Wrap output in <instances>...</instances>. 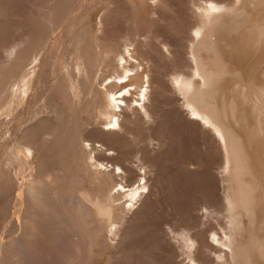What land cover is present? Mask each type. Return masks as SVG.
<instances>
[{"label": "rangeland", "instance_id": "rangeland-1", "mask_svg": "<svg viewBox=\"0 0 264 264\" xmlns=\"http://www.w3.org/2000/svg\"><path fill=\"white\" fill-rule=\"evenodd\" d=\"M216 2L224 5L223 10L211 15H205L203 12L195 11L196 8H202L204 6L205 0H0V87L2 88H0V109L2 108V111L0 110V143L2 142L0 146L5 147V144L11 139L15 142L13 143L11 140L7 144L8 146H11L12 144L16 145L17 143L19 144L21 140L24 143L27 141L30 142L32 140V136L30 135L33 134L35 135L34 137H36L34 139H37V141L46 145L51 143L50 141H53L52 139H54V127L59 130L57 132L58 134H56L57 137H60L59 132L62 133L60 130H69V128H71L72 123L75 122L74 117L76 119L75 114L81 119L84 117L82 120L79 118L82 122H80L78 118L76 119L75 124L78 122L81 126L80 127L77 124V130L79 131L80 128L82 130L88 126L85 124L86 120L92 119L91 121H95L98 119H104V112H110V107H100L98 103L100 102V98L95 95L93 90H91L93 94L89 92L90 90L88 89H91L89 88L91 86L85 85L86 83L84 84V87L86 86L84 90H86V93L88 91V93L86 95L83 94V99L81 97L80 100L82 101L81 103H79L80 101H76L78 104L75 102L73 103L74 105L72 104V97L68 95L69 92L64 86L61 89L59 88L62 87L60 84L63 83L62 80L67 73V70L69 72L73 71L72 69L77 58L75 55L76 53L74 54L73 51H75L76 42L79 41L80 38H82L80 41L83 40L82 46L80 44V48H84L80 49L82 51L81 53L85 58L88 57V60L89 57L93 59L91 52H93L95 46L97 49L98 45H100L99 47H101V49L103 47V52H105L106 47V49H109L110 51L103 55L100 54V58L98 59V63L100 64L99 71L95 68L97 67L95 61L92 63V60L90 59V64L92 66L89 65L91 68L95 66L93 67L94 70L98 71L96 76L98 79H102V81L99 79L101 84L97 81V84L100 86L99 88L102 90L112 89L117 93V96H120L119 105L115 104V106L118 107L110 108V110H112L110 114L113 113L114 109L119 113V106L122 109H126L129 105L127 107L128 109L124 110L125 113L128 114L129 120L126 125L121 128V132H119V129L118 132L117 130L115 131L117 133L107 132L105 130L106 128L103 129L104 126H101L102 128H99L100 130L96 128L94 129L93 125H91L92 127L88 126L91 129L88 130L89 133L87 132L88 128H86L85 131L89 134L87 137L89 136L91 138L88 137L90 141L87 142L90 144L92 143V147L95 146L94 148L96 149L94 152H98L97 154H99L102 163L104 165L106 164L105 166H102L104 167L103 170L105 169V171H109L113 169L115 174L120 177L124 174L122 178L125 179V184L117 188L123 192L121 195L123 201L126 202L127 200H132L133 202H136L138 199H141L137 205L139 206L140 203L142 204V202H144V207L142 206L140 212L129 220L122 219L120 216L115 217L116 219H114L117 222L115 227L117 225L119 227L117 226V229L114 228V230L115 232L121 231L117 233H113L114 231H109V229L106 228V223H104L106 218L101 216V214H98L96 209L94 211L88 206L87 213H84L83 209L81 210V205L78 206L76 203V200H78L79 197L78 192H81V189L85 187V190H87L86 192L92 194V192H88V188L89 191L91 190L90 188H92L91 191H93V188L95 189L94 186L96 181H92L90 179L91 172H89V170L87 171V168L84 170L82 167L84 166L82 165V160H80L82 159V156H79L81 155L80 153L82 150L78 147V144L76 145L78 148L74 149V146L72 151H70L71 147L67 150V147L62 141L55 150V160L57 157L63 155L61 162L64 167L62 166V169L64 170V168L67 167L62 173L55 171L54 180L55 182L60 181V184H64V186H61L58 183L61 188H63L60 196L63 202L67 201L65 202L67 209L70 211L77 209L79 211L81 210V213L83 215L85 214L84 217H86L85 220L87 222L85 225L88 227L83 233V242L80 243V246H82V244L86 245H84L85 248H82L84 246L81 247L84 251L80 247H75L74 244L69 245L71 242H66V238L64 239V237H61L58 240L59 246L62 245V242L64 245L61 252L64 257L62 256L61 262L72 264L75 259H78L77 254H80L79 256L82 257V260L79 257V264H264V124H261L264 123V109H262L264 108V101L262 100L264 99V92H262L264 91V87L262 86L264 85V54H261L264 53V0H216ZM65 8L66 10H64ZM67 8H70L73 12ZM79 9L88 11V17L81 19L79 15H76L78 14ZM69 13L71 16L68 15ZM72 14L74 15L72 16ZM64 18L66 19V22ZM69 19L70 21L68 25L67 22ZM254 20L257 21L255 22ZM79 21L81 22L78 24ZM102 21L103 23H101ZM244 21L246 23H243ZM252 22L257 24L253 23L252 26ZM240 23L244 25L246 24L247 28ZM74 24H76V29L73 26ZM236 25L239 27L237 32L230 30L234 26L236 27ZM253 27L256 29H253ZM60 28L63 30H61L63 34L60 31L57 33L58 36H55L54 34H56ZM74 30L76 32H74ZM249 33H251V35ZM59 34L61 35L59 36ZM229 34H232L231 37H235L234 39H236V37L244 38L246 37L244 35H247V42L251 41L250 43H247L248 51H246V49L243 51L247 54L243 53L241 56V65L237 64L240 67L242 66V68L234 67L237 65H232L229 61L231 58L230 55L235 52V46H232L227 42L230 37ZM44 35L48 37V39ZM73 36L76 39L79 37V39L76 41ZM59 37H61V39H59ZM104 37L106 39H104ZM68 38L74 40L71 41L68 40ZM49 39L54 41L51 43L52 48ZM259 39L261 41L263 39V41L261 42ZM70 41L72 42V45L70 46L74 49L69 46V44H71ZM239 41L240 39L235 42L239 45V43H241ZM56 42L60 43L58 44ZM110 42H113L115 45L110 46ZM260 43L261 45H259ZM38 44H40V46ZM37 45L41 48L40 50L37 49L39 48ZM251 46L255 49H249ZM91 47H93V49ZM29 48H31V50ZM47 48L49 50L48 53H46ZM68 48L69 50H66ZM34 49L38 50L41 54H43V52L48 54L46 56L48 61H51L52 59L49 67L51 72L48 75V80L50 79V81L55 83L54 87L59 90V92L57 90L58 98L56 102L59 106H56L62 110V113H60L62 119H57L58 121L56 122L53 121V125L49 121L45 122L39 120L40 125H36L37 127L34 126L36 128L33 129V131H29L28 128L25 133L24 129H26V127L29 125L33 126V124L36 123H34V121L33 123L32 121L25 123L28 125L25 126L24 124L25 127L23 126L24 129L21 131L22 124H20V122L23 123L24 120L23 115L25 114L22 112H25L26 110L27 99L22 93L12 96L14 95L13 92H16L17 82L14 83L15 86L12 87L11 85V88L4 86H6L11 80L13 81L12 77L15 76V70L18 68L19 60L21 58L20 54H23L24 52L30 53ZM63 49H65V54L62 53ZM89 50L91 51L89 52ZM50 51L53 55L52 53L50 54ZM56 51H58V53ZM39 52L36 51L35 54L37 53L38 55ZM70 52L76 57L72 56V53L70 55ZM85 52L88 53L86 54ZM117 53L122 55L121 57L125 56V58L118 59L117 56L114 63H110ZM32 54L35 55L34 53ZM54 54H56V56ZM88 54L89 56H87ZM257 54H261L260 59H257ZM95 55L98 56L97 54ZM67 56L69 59H67ZM33 57L34 56H32V59ZM255 60L257 62L256 64L254 62ZM258 61H260V63ZM111 62H113V60ZM244 66L246 68H244ZM233 68L235 69L233 70ZM238 68L240 69L238 70ZM124 69H131V71L130 73L125 74L126 71ZM54 70H56L55 73ZM111 71L114 73L111 74ZM197 71L200 72L198 73ZM252 71L255 76L257 75V82L254 83L257 86L261 84L259 88L256 87L257 89H254L255 84H253V80H250L253 76ZM205 72L208 73L206 74ZM209 72L216 76L209 75ZM232 72L234 73L232 74ZM6 73L8 75H6ZM106 73L108 74L106 75ZM179 74L191 78V81L195 80L192 82V87L190 89L185 82H180L179 84L174 85L170 83L169 76L171 75L175 77ZM205 74L206 77L207 75L210 76L211 79L207 77L209 78V81L204 77ZM108 75L112 78L110 79ZM114 75L122 76L121 80L119 78L115 79ZM239 76L241 78H239ZM235 77L237 79H235ZM5 80H7V82ZM58 80L61 82H58ZM261 86L263 88L262 90L260 89ZM3 88H6V90ZM48 89L49 86L42 87V91L45 90L44 95L46 97H43L42 94V96L34 102V106L31 105V109H29L30 112L35 109L37 110L38 108L40 109L43 100L45 101L44 103H46V98L47 100L50 99V94L47 91ZM258 89H260V92H262L261 94L263 95L260 96ZM253 90H255L256 95H259L258 97L254 95L255 92ZM95 98L97 102L94 100ZM260 98L261 100H259ZM10 100H13L12 104ZM69 101L70 103H68ZM87 101L90 103L86 105L85 103H88ZM206 101H208L210 107ZM50 102L52 103L54 101H52V99L47 101V103ZM190 102L196 107H193ZM35 103H37V107L35 106ZM94 103L97 105L95 107L97 108L96 110L94 108ZM62 104L64 106H62ZM5 107H7L8 110ZM14 108H16V110ZM193 109H198L199 113H195L197 110L194 111ZM204 109L205 111H203ZM209 109L211 110V116L208 114ZM95 111H97V115H95ZM216 111H221V113H217ZM6 112H10V115ZM200 112L202 113L201 115ZM218 114H220V116H218ZM13 115L15 117H13ZM64 116L67 121L64 119ZM10 117L12 118L10 119ZM224 117L225 120L222 121ZM21 118L22 120H19ZM206 118H208L207 120L211 123L206 121ZM63 119L66 123L68 122L67 125H64L66 123H62L65 122ZM214 120L217 122L216 125ZM259 122L261 125L258 124ZM59 123H61L62 126L64 125V128L61 127ZM255 123L259 126H256ZM218 125L219 127H217ZM228 125L231 132L226 128ZM223 127L226 128V131ZM218 128H222L223 130L221 131H224L223 133H225V137L228 135L229 138H225L224 140V135L221 131H218ZM249 128L252 130L250 129L247 131ZM232 130H234V132ZM16 132L18 134H16ZM235 132L238 137H236ZM107 133L109 135H107ZM15 135H17V137ZM239 136L242 138L241 141ZM252 137H254L255 140L251 139ZM248 139L250 140L248 141ZM226 142H228L229 145L225 148V145L228 144ZM234 142L237 144H234ZM230 143L236 147H231ZM2 147H0V153L5 151L3 156L4 154L6 156L7 153L10 154L12 151L9 150L12 147H6L9 152ZM230 147L232 148L230 150L231 152H229ZM88 148L90 147L88 146ZM60 149L62 152H60ZM233 149L236 151L233 152ZM77 151L80 152L78 153ZM237 151L240 153L243 152L242 155L237 154L239 153ZM59 152L61 154H59ZM72 153L73 155H71ZM84 153L85 152L82 154ZM95 153L92 156H97ZM64 154L67 155L64 156ZM3 158L2 160L0 159V164L2 165H0L2 172L0 173V178H4L5 180H0V188L2 187V190L0 189V194L4 195L2 191L5 192L6 189L7 195L5 194V197L0 195V239L2 240H0V245L5 242V244L9 245L10 251L7 250L2 254L1 258L4 260L2 259L1 261L2 264H15V262H19L20 264H38V262H41L42 259H44L46 254L45 256L43 255V257L39 256L40 254L35 255L38 262H34L33 259L31 260V257H27L28 254L23 253L22 248L20 249L21 246L18 243V246H16L17 244L14 240L15 237H18V230L15 227L17 222L14 221L15 223H10L11 216L7 214H11L12 211L14 212L17 208L15 205V192L13 191H15L14 189L18 184V181H15L12 177L14 176L13 170H16L14 172L17 174L20 171V167L15 164H6L4 161L5 159ZM63 161H65V164L68 163L65 165ZM76 161L78 164H81L78 165L75 163ZM117 163H119L121 167ZM114 164L117 166L115 167ZM9 165L11 169L8 167ZM6 167H8L9 170ZM76 167H79V169ZM123 167H125V169L129 167V169L124 170ZM2 168L4 170H2ZM16 168H19V171ZM23 170L25 171L23 172ZM23 170L21 168V171L19 172L20 175L19 173L17 174L18 178H20V182H22L26 176L28 177V170L24 168ZM3 171H7V173L9 172V174L4 173ZM125 171L127 172L125 173ZM74 173H76V175ZM5 174L9 176L6 178ZM63 174L67 177L65 175L63 176ZM86 175L87 177H85ZM84 177L85 179L87 178L86 183ZM62 180L65 183H63ZM89 180H91V182H89ZM81 181H84L83 183H85V185H82ZM132 181H134V183ZM3 184H5V188H3ZM73 195L75 197H73ZM124 196L126 199H124ZM246 196L248 202L247 199H245L246 202L239 199L246 198ZM71 197H73V200H71ZM69 200L70 202H68ZM71 201H75L73 203V205H75L74 209ZM240 201L243 203L241 204ZM244 202L248 203L249 206H246ZM69 203L72 205V207H70L71 209L68 206L70 205ZM129 204L131 203H127V205ZM65 206L64 208L66 209ZM136 206L134 207L136 208ZM245 207L247 208V211L244 209ZM16 211L17 210H15V212ZM86 214L88 215L86 216ZM97 214L98 216H96ZM13 220H16V218ZM128 221H130V225L128 224ZM95 236L97 239L94 238ZM61 240L62 242H60ZM70 246H73L74 248L72 249L71 247L70 250ZM33 247H35V245H33ZM34 249L37 248L35 247ZM47 257L48 256H46V258ZM65 257L69 263H66L67 261L65 260ZM75 262H73V264L77 263Z\"/></svg>", "mask_w": 264, "mask_h": 264}, {"label": "bare ground", "instance_id": "bare-ground-1", "mask_svg": "<svg viewBox=\"0 0 264 264\" xmlns=\"http://www.w3.org/2000/svg\"><path fill=\"white\" fill-rule=\"evenodd\" d=\"M162 2V1H161ZM121 3V2H120ZM156 3V2H155ZM154 4V3H153ZM226 5V4H225ZM110 6V5H109ZM77 8V7H76ZM68 9V8H67ZM70 9V8H69ZM68 9V10H69ZM74 9V8H73ZM63 10V9H62ZM64 10H66V8L64 9ZM71 10V9H70ZM97 11V10H96ZM65 12V11H64ZM69 12V11H68ZM68 12H66V13H68ZM71 12H73L72 10H71ZM70 12V13H71ZM87 12V13H86ZM51 13V12H50ZM60 13V12H59ZM63 13V12H62ZM70 13L68 14L69 16H71L70 15ZM64 14V13H63ZM62 14V15H63ZM76 14V13H75ZM74 14H72V16H73ZM76 15H79L80 16V18L81 19H84V18H86V17H88L87 15H88V11H84V9L82 10H80L79 9V11H78V14H76ZM76 15H75V17H76ZM258 15V14H257ZM67 16V15H66ZM91 16H92V14H91ZM251 16V15H250ZM253 16H255V15H253ZM249 17V16H248ZM72 18H74V17H72ZM77 18V17H76ZM65 19V18H64ZM68 19V18H67ZM88 19V18H87ZM97 19V18H96ZM214 19V18H213ZM250 19V18H249ZM74 20H76V19H74ZM62 21V20H61ZM69 21H70V19L68 20V25H69ZM255 21V20H254ZM257 21V20H256ZM255 21V22H256ZM65 22H66V19H65ZM72 22H74V21H72ZM81 21H79L78 22V24L80 23ZM241 22V21H240ZM255 22H252V26H253V23H255ZM63 23V22H62ZM77 23V22H76ZM92 23V22H91ZM101 23H103V21L101 22ZM243 23H246L245 21L243 22ZM247 23H248V21H247ZM48 24V23H47ZM71 24H73V23H71ZM90 24V23H89ZM241 24V23H240ZM240 24H238V25H240ZM250 24V23H249ZM249 24H247V25H249ZM255 24H257V23H255ZM260 24V23H259ZM55 25V24H54ZM62 25V24H61ZM64 25H65V23H64ZM75 25L76 24H74L73 26L75 27ZM91 25V24H90ZM103 25V24H102ZM213 25V24H212ZM241 25H243V26H246V24L244 25V24H241ZM251 25V24H250ZM50 26V25H49ZM73 26H72V28H73ZM84 26V25H83ZM215 26V25H214ZM230 26V25H229ZM256 26V25H255ZM59 27H62V26H59ZM65 27V26H64ZM67 27V26H66ZM236 27H237V25H236ZM235 26L233 27V28H229L230 30H234L235 32H237V29H239V27H237L236 28ZM261 27H262V25H261ZM90 28V27H89ZM235 28V29H234ZM246 28H247V26H246ZM248 28H250V27H248ZM255 27H253V29H254ZM259 28V27H258ZM75 29H76V27H75ZM80 29V28H79ZM228 29V30H229ZM241 29H242V27H241ZM240 29V30H241ZM256 29V28H255ZM54 30H56V29H54ZM53 30V31H54ZM59 31H55L56 32V34H54L55 36H58L57 35V33L58 32H60L62 29L60 28V29H58ZM229 30V31H230ZM63 31V30H62ZM61 31V32H62ZM68 31V30H67ZM77 31H78V28H77ZM89 31V30H88ZM91 31H92V29H91ZM260 31H262V30H260ZM64 32H65V28H64ZM73 32V31H72ZM74 32H76L75 30H74ZM83 32V31H82ZM85 32V31H84ZM98 32V31H97ZM240 32V31H239ZM246 32H248V31H246ZM250 32H252V31H250ZM44 33V32H43ZM52 33V32H51ZM54 33V32H53ZM71 33V32H70ZM79 33V32H78ZM86 33V32H85ZM232 33V32H231ZM245 33V32H244ZM262 33V32H261ZM62 34H63V32H62ZM66 34V33H65ZM64 34V35H65ZM72 34V33H71ZM71 34H69V35H71ZM77 34V33H76ZM218 34V33H217ZM250 35H251V33H249ZM253 34V33H252ZM46 35V34H45ZM44 35V36H45ZM51 35V34H50ZM61 34H59V36H60ZM68 35V34H67ZM75 35V34H74ZM80 35H81V33H80ZM98 35V34H97ZM230 35V37L228 38V37H225V38H228V40H227V42L230 44V45H232V46H235V52H234V54H232V55H230L231 56V58L229 59V61L232 63V65H241V63H242V58H241V56L243 55V53H245V52H243L245 49H246V51H248L247 49H248V42H247V40L248 39H246V37H247V35H244V36H246V37H244V38H238V37H236V39H234L235 37H231V35L232 34H229ZM237 35V34H236ZM242 35V34H241ZM253 35H255V34H253ZM258 35V34H257ZM49 36V35H48ZM63 36V35H62ZM66 36V35H65ZM216 36V35H215ZM262 36V35H261ZM46 37V36H45ZM74 37V36H73ZM72 37V38H73ZM76 37H78V36H76ZM240 37V36H239ZM253 37V36H252ZM254 37H256V36H254ZM259 37V36H258ZM34 38V37H33ZM37 38V37H36ZM40 38H42V37H40ZM47 39H48V37H46ZM53 38V37H52ZM71 38V39H72ZM75 38V37H74ZM84 38V37H83ZM250 38V37H249ZM260 38V37H259ZM264 38V37H263ZM39 39V38H38ZM54 39V38H53ZM57 39V38H56ZM59 39H61V37H59ZM71 39H69L68 38V40H71ZM77 39H79V37L77 38ZM77 39L75 38V40L77 41ZM82 38H80V40H81ZM103 39V38H102ZM104 39H106L105 37H104ZM103 39V40H104ZM231 39H232V41H231ZM238 39H240V41L239 42H241V43H239V45L237 44V42H235L236 40H238ZM257 39V38H256ZM261 39V38H260ZM259 39V40H260ZM40 40V39H39ZM46 40V39H45ZM50 40V39H49ZM67 40V39H66ZM74 40V39H73ZM73 40H71V41H73ZM77 41L76 42V45H75V51H73L74 52V54L77 56V58H76V60H75V64H74V66H75V68H74V66H73V71H68L67 70V73L65 74V72H64V77H63V80H62V78H61V80L63 81V85L62 84H60L62 87H59L60 89L61 88H63V86H64V88L69 92V96L70 97H72L71 99H72V104L73 103H75L76 101L77 102H79L80 100H81V97L83 96V94L84 95H86L87 93H88V91H87V93H86V90H84L85 89V87H84V84L85 85H90L91 87H89V88H91V89H88V90H90L89 92H91V90H93L94 91V93H95V95L97 96V97H99L100 99V102H98L99 103V105H100V107H103V106H106L107 108H115V107H118V106H115V104H118L119 105V97L120 96H117V93H115L112 89H104V90H102V89H100L99 87V84H97V81H99V79H101V78H99L98 79V77L96 76L97 74H98V71H99V67H100V64L98 63V59L100 58V54H104V53H107L108 51H109V49H106L105 48V52H103V47H102V49H101V47H99L100 45H98V49H97V47L95 46V48H96V50H95V48H94V50H93V52H91V56H93V59H91L90 57H89V60L87 59V58H85V56H83V54L81 53L82 51L80 50L81 48H80V44H81V46H82V41ZM102 40V41H103ZM226 40V39H225ZM259 40H258V42H259ZM32 41V40H31ZM35 41V40H34ZM48 41V40H47ZM51 41V40H50ZM65 41V40H64ZM70 41V42H71ZM89 41V40H88ZM112 41V40H111ZM115 41V40H114ZM147 41V40H146ZM261 41V40H260ZM262 41H263V39H262ZM261 41V42H262ZM30 42V41H29ZM52 42H54V41H51L50 42V46H51V43ZM69 42V43H70ZM251 42V41H250ZM249 42V43H250ZM255 42V41H254ZM257 42V41H256ZM24 43V42H23ZM28 43V42H27ZM38 43V42H37ZM40 43V42H39ZM56 43H60V42H56ZM73 43H75V42H73ZM90 43V42H89ZM101 43V42H100ZM107 43V42H106ZM22 44V43H21ZM29 44V43H28ZM48 44H49V42H48ZM55 44V43H54ZM66 44V43H65ZM99 44V43H98ZM241 44V45H240ZM258 44V43H257ZM256 44V45H257ZM263 44V43H262ZM39 46H40V44H38ZM37 45V46H38ZM61 45V44H60ZM59 45V46H60ZM67 45H68V43H67ZM70 45H72V42H71V44H69V46ZM86 45V44H85ZM87 45H89V44H87ZM91 45V44H90ZM105 45V44H104ZM111 45H115L113 42H110V46ZM255 45V44H254ZM259 45H261V43L259 44ZM38 46V47H39ZM45 46H47V45H45ZM54 46H57V45H54ZM62 46V45H61ZM73 46H74V44H73ZM102 46V45H101ZM109 46V47H110ZM264 46V45H263ZM10 47V46H9ZM16 47V46H15ZM48 47H49V45H48ZM71 48H72V46H70ZM69 47V48H70ZM86 47V46H85ZM258 47V46H257ZM256 47V48H257ZM43 48V47H42ZM51 48H52V46H51ZM67 48V47H66ZM69 48L68 49H66V50H69ZM86 48H88V47H86ZM85 48V49H86ZM90 48V47H89ZM92 49H93V47H91ZM115 48V47H114ZM263 48V47H262ZM30 50H31V48H29ZM37 49H41L40 47L39 48H37ZM56 49H59V48H56ZM72 49H74V48H72ZM82 49H84V48H82ZM112 49V48H111ZM232 49V48H231ZM234 49V48H233ZM249 49H255V48H253L252 46L249 48ZM26 50V49H25ZM64 50L65 49H63V52L62 53H64ZM251 50V51H252ZM259 50V49H258ZM9 51V50H8ZM39 52L38 50H33L32 52H28V53H26V52H24L23 54H20V56H21V58H20V56H19V58H20V60H19V64H18V68H17V70H15V76H13L12 77V79H13V81L11 80V78H10V82H8V84H6V86H4V87H7V88H9L11 85H12V87L13 86H15L14 85V83L15 82H17V84H16V86H17V88H16V92L14 91L13 93H14V95H12V96H16V95H18V94H20V93H22V94H24V96L26 97V110H25V112H22L23 114H25V115H23L24 116V120H23V123L22 122H20V124H22V126H21V131L24 129L23 128V126H24V124L25 123H29V121L31 122L32 121V123H33V121H34V123L35 124H33V126H28V127H26V129H24L25 130V133L27 132V130H28V128H29V131H33V129H35L38 125H40V121H49L51 124H52V122L54 121V122H56V121H58L57 119H62V116L60 117V113H62L61 111L62 110H60L61 108H57V106H59V104H57L56 102H57V98H58V95H57V90H58V88H56V87H54V84L55 83H53L52 81H50V79L48 80V75H49V73L51 72L50 70H49V67H50V62L52 61V59H51V61L49 60L48 61V59H47V55L48 54H45V52H43V54H45V55H43V54H41L40 52H39V54L37 55V53L35 54V52ZM48 48H47V52L46 53H48ZM83 51H85V50H83ZM87 51V50H86ZM91 50H89V52H90ZM99 51V52H98ZM262 51V50H261ZM53 52H54V50H53ZM57 53H58V51H56ZM69 52V51H68ZM110 52V51H109ZM233 52V51H232ZM9 53V52H8ZM32 53H34L35 55H33ZM52 52L50 51V54H51ZM56 53V54H57ZM71 53L72 52H70V55H71ZM86 53V52H85ZM88 53V52H87ZM86 53V54H87ZM114 53V52H113ZM116 53V52H115ZM257 53V52H256ZM50 54H49V56H50ZM56 54H54L55 56H56ZM65 54V53H64ZM68 54V53H67ZM66 54V55H67ZM73 54V53H72ZM72 55V56H75V55ZM95 54H97L98 56H96ZM245 54H247V53H245ZM249 54V53H248ZM261 54H264V53H261ZM261 54L260 55H258L257 54V59H260L261 58ZM16 55V54H15ZM52 55H53V53H52ZM69 55V56H70ZM107 55V54H106ZM111 55V54H110ZM32 56H34L33 57V59H32ZM57 56H59V55H57ZM62 56V55H61ZM65 56V55H64ZM75 56V57H76ZM87 56H89V54L87 55ZM118 56V59H123V58H125V56H123V57H121L122 55H120L119 53H117V54H115V57H113L114 59H112L113 60V62H111L110 61V63H114V61H115V59H117L116 57ZM246 56V55H245ZM251 56V55H250ZM254 56V55H253ZM263 56V55H262ZM7 57V56H6ZM52 57V56H51ZM74 57V58H75ZM252 57V56H251ZM71 58V57H70ZM245 58V57H244ZM247 58V57H246ZM15 59V58H14ZM59 59H60V57H59ZM67 59H69V57L67 56ZM92 60V63H93V61H95V63H96V66L97 67H95V66H93V67H95L97 70L95 71L94 70V68L92 67L91 68V64H90V61ZM102 59H103V57H102ZM132 59V58H131ZM253 59V58H252ZM254 59H255V57H254ZM262 59H263V57H262ZM10 60H12V59H10ZM18 60V59H17ZM61 60V59H60ZM101 60V59H100ZM110 60V59H109ZM125 60V59H124ZM141 60V59H140ZM7 61V60H6ZM59 61V60H58ZM64 61H67V60H64ZM102 61V60H101ZM104 61V60H103ZM117 61V60H116ZM249 61V60H248ZM36 62V63H35ZM74 62V61H73ZM72 62V63H73ZM125 62H127V61H125ZM250 62V61H249ZM252 62H253V60H252ZM251 62V63H252ZM255 62V64L257 63L256 62V60L254 61ZM259 63H260V61H258ZM261 62H263V61H261ZM15 63H16V61H15ZM18 63V62H17ZM53 63V62H52ZM64 63H66V62H64ZM95 63H94V65H95ZM264 63V62H263ZM70 64V63H69ZM99 64V65H98ZM247 64V63H246ZM245 64V65H246ZM13 65V64H12ZM17 65V64H16ZM15 65V66H16ZM60 65H61V63H60ZM63 65V64H62ZM89 65H91L90 67H89ZM126 65V64H125ZM231 65V66H232ZM234 66V67H240V66ZM260 65H262V64H260ZM72 66V65H71ZM71 66H69V67H71ZM113 66H115V65H113ZM120 66V65H119ZM54 67H56V66H54ZM104 67V66H103ZM126 67V66H125ZM209 67V66H208ZM258 67V66H257ZM256 67V68H257ZM240 68H242V66L240 67ZM240 68H238V70L240 69ZM244 68H246L245 66H244ZM243 68V69H244ZM254 68V67H253ZM12 69V68H11ZM54 69V68H53ZM57 69V68H56ZM68 69V68H67ZM111 69V68H110ZM232 69V68H231ZM235 68H233V70H234ZM251 69V68H250ZM250 69H249V71H250ZM258 69V68H257ZM64 70H65V68H64ZM70 70V69H69ZM104 70V69H103ZM125 70V69H124ZM232 70V71H233ZM254 70H256V69H254ZM55 71L56 70H54V73H55ZM117 71V70H116ZM126 72H125V74H128V73H130V71H131V69H126L125 70ZM216 71V70H215ZM236 71H237V69H236ZM243 71V70H242ZM62 72V71H61ZM112 72V71H111ZM198 72V71H197ZM200 72V71H199ZM198 72V73H199ZM203 72V71H202ZM256 72H258V71H256ZM58 73V72H57ZM114 72H112L111 74H113ZM206 73V72H205ZM208 73V72H207ZM206 73V74H207ZM234 72H232V74H233ZM239 73H241V72H239ZM238 73V74H239ZM252 73H253V71H252ZM1 74V73H0ZM10 74V73H9ZM12 74H13V72H12ZM53 74V73H52ZM108 73H106V75H107ZM109 74H110V72H109ZM204 74V73H203ZM206 74H205V78H207V77H209L210 78V76L209 75H215V74H210V72H209V75H207V77H206ZM6 75H8L7 73H6ZM55 75V74H54ZM59 75V74H58ZM199 75V74H198ZM249 75V74H248ZM53 76V75H52ZM100 76H102V75H100ZM99 76V77H100ZM109 76V75H108ZM216 76V75H215ZM231 76H233V75H231ZM238 76V75H237ZM257 76V75H256ZM255 75H254V73H253V76H252V79H250V80H253V84H255L257 81H256V79H257V77H256ZM110 77V76H109ZM124 77H126V76H124ZM234 77V76H233ZM248 77V76H247ZM247 77H245V78H247ZM250 77V76H249ZM5 78V77H4ZM55 78H56V76H55ZM112 77H110V79H111ZM114 78L115 79H120L121 80V78H122V76H115L114 75ZM203 78V77H202ZM209 78H207V80L209 79ZM216 78V77H215ZM232 78V77H231ZM239 78H241L240 76H239ZM244 78V77H243ZM251 78V77H250ZM16 79V80H15ZM109 79V78H108ZM146 79V78H145ZM194 79V78H193ZM211 79V78H210ZM235 79H237L236 77H235ZM249 79V78H248ZM247 79V80H248ZM2 80V79H1ZM4 80V79H3ZM54 80V79H53ZM124 80V79H123ZM130 80V79H129ZM233 80H234V78H233ZM245 80V79H244ZM6 82H7V80H5ZM5 81H3V82H5ZM96 81V82H95ZM101 81H102V79H101ZM104 81V80H103ZM195 81V80H194ZM194 81H192V82H194ZM209 81V80H208ZM216 81V80H215ZM240 81V80H239ZM238 81V82H239ZM249 81V80H248ZM58 82H61V81H59L58 80ZM100 82V81H99ZM111 82H112V80H111ZM211 82V81H210ZM213 82V81H212ZM250 82V81H249ZM255 82V83H254ZM259 82V81H258ZM261 83V82H260ZM20 84V85H19ZM100 84H101V82H100ZM183 84V83H182ZM206 84V83H205ZM237 84V83H236ZM258 84V83H257ZM5 85V84H4ZM49 86V89L47 90L48 91V93L50 94V99H52V101H54V102H50V103H47V101L48 100H50V99H48L47 100V98H46V103H44L45 101L43 100V104L40 102V100H39V102L41 103V107H40V109L38 108L37 110L35 109H33L34 111H29V109H31V105L32 106H34V102L36 101V100H38V98L39 97H41L42 96V94H43V97L45 96L44 95V91L46 90H44V91H42V87L44 86H46V87H48ZM261 85V84H260ZM259 85V86H260ZM184 86V85H183ZM188 86V85H187ZM259 86H257L256 84H255V88L254 89H257L256 87H258L259 88ZM263 87H264V85H262ZM262 86H261V90L263 89L262 88ZM3 87V86H2ZM103 87H104V85H103ZM192 87V86H191ZM1 88V87H0ZM11 88V87H10ZM105 88V87H104ZM124 88V87H123ZM253 88V87H252ZM2 89V88H1ZM4 89V88H3ZM129 89V88H128ZM260 89H258L259 90V93H260V96L261 95H263V94H261L262 92H264V91H262V92H260ZM4 90H6V88L4 89ZM10 90V89H9ZM188 90V89H187ZM264 90V89H263ZM11 91H13V90H11ZM62 91V90H61ZM254 92H255V90H253ZM4 92V91H3ZM30 92V93H29ZM56 92V93H55ZM58 92H59V90H58ZM253 92V93H254ZM1 93V92H0ZM45 93H47V92H45ZM66 93V92H65ZM92 93V92H91ZM258 93V92H257ZM3 94V93H2ZM72 96H71V95ZM93 94V93H92ZM124 94H125V92H124ZM200 94V93H199ZM47 95V94H46ZM64 95V94H63ZM94 95V96H95ZM129 95V94H128ZM127 95V96H128ZM135 95V94H134ZM201 95V94H200ZM254 95H256V92H255V94ZM49 96V95H48ZM47 96V97H48ZM61 96V95H60ZM93 96V97H94ZM95 96V97H96ZM142 96H143V94H142ZM257 97L259 96L258 94L256 95ZM22 97V96H21ZM46 97V96H45ZM65 97V96H64ZM66 97H67V95H66ZM65 97V98H66ZM86 97V96H85ZM85 97H84V99H85ZM61 98V97H60ZM253 98V97H252ZM263 98V97H262ZM82 99H83V97H82ZM88 99V98H87ZM122 99H124V98H122ZM64 100V99H63ZM68 100V99H67ZM89 100V99H88ZM95 101H96V98L94 99ZM121 100V99H120ZM128 100V99H127ZM190 100V99H189ZM259 100H261V98L259 99ZM263 101H264V99H262ZM2 101V100H1ZM11 101V104H12V101L13 100H10ZM9 101V102H10ZM22 101V100H21ZM59 101V100H58ZM65 101V100H64ZM92 101V100H91ZM122 101V100H121ZM199 101V100H198ZM209 101V100H208ZM208 101H206L207 103H208ZM61 102V101H60ZM67 102V101H66ZM76 102V103H77ZM82 101H80L79 103H81ZM88 102V101H87ZM97 102V101H96ZM123 102V101H122ZM127 102V101H126ZM25 103V102H24ZM62 103H63V101H62ZM68 103H70V101L68 102ZM85 103V102H84ZM90 102H88V103H85L86 105L87 104H89ZM91 103H93V102H91ZM191 103V102H190ZM8 104V103H7ZM18 104V103H17ZM21 104V103H20ZM36 104L37 103H35V106H36ZM78 104V103H77ZM95 104V103H94ZM126 104V103H125ZM134 104V103H133ZM193 103H191V105H192ZM25 105V104H24ZM57 105V106H56ZM74 105V104H73ZM93 105V104H92ZM91 105V106H92ZM98 105V106H99ZM128 105V104H127ZM208 105H209V107H210V104L208 103ZM208 105H207V107H208ZM262 105H263V103H262ZM11 106V105H10ZM39 106H40V104H39ZM60 106H61V104H60ZM62 106H64L63 104H62ZM69 106V105H68ZM97 105L95 104L94 105V108L96 107ZM125 106V105H124ZM129 106V105H128ZM127 106V107H128ZM134 106V105H133ZM138 106V105H137ZM146 106V105H145ZM193 106V105H192ZM242 106V105H241ZM14 107V106H13ZM21 107V106H20ZM37 107V106H36ZM67 107V106H66ZM79 107H80V105H79ZM99 107V108H100ZM126 107V106H125ZM126 107V109H128ZM144 107V106H143ZM193 107H196L195 105L193 106ZM206 107V108H207ZM254 107V106H253ZM263 107V106H262ZM4 108V107H3ZM5 108H7V107H5ZM32 108H34V107H32ZM63 108H65V107H63ZM69 108V107H68ZM67 108V109H68ZM93 108V109H94ZM110 108H109V111L111 112L112 110H110ZM124 108V107H123ZM130 108V107H129ZM198 108V107H197ZM205 108V109H206ZM212 108V107H211ZM2 109V108H1ZM0 109V110H1ZM15 110H16V108H14ZM22 109V108H21ZM77 109H78V107H77ZM97 108H95V110H96ZM126 109H122V108H120V106H119V113H117L116 111L117 110H115L114 109V111H113V113H111L110 114V112H104V114H105V118L104 119H98V120H95V121H91V120H86V125H88V126H91V125H93V128L95 129H99V128H102L101 126H104V128L103 129H105L107 132H111V133H114L116 130H117V132H118V129H119V132H121V128L122 127H124L125 125H126V123L128 122V114H126L125 113V111L124 110H126ZM199 109H202V108H199ZM205 109L203 110V111H205ZM262 109H264V108H262ZM4 110V109H3ZM7 110H8V108H7ZM6 110V111H7ZM65 110V109H64ZM85 110V109H84ZM90 110V109H89ZM101 110V109H100ZM102 110H104V109H102ZM107 110V109H106ZM135 110V109H134ZM144 110V109H143ZM194 111H196L197 110V112H195V113H199V110L198 109H193ZM214 110H216V109H214ZM214 110H213V112H214ZM241 110V109H240ZM2 111V110H1ZM12 111V110H11ZM10 111V112H11ZM21 111V110H20ZM23 111V110H22ZM79 111H81V110H79ZM105 111V110H104ZM210 109H209V116H211L210 114ZM247 111V110H246ZM258 111V110H257ZM261 111V110H260ZM10 112H6L7 114L9 113V115H10ZM76 112V111H75ZM202 112V111H201ZM200 112V115L203 113H201ZM217 112V111H216ZM220 113H221V111H219ZM219 112H217V113H219ZM225 112V111H224ZM13 113H14V111H13ZM71 113H73V112H71ZM70 113V114H71ZM77 113V112H76ZM97 113V111H95V115H97L96 114ZM206 113H207V111H206ZM241 113V112H240ZM263 113V112H262ZM16 114V113H15ZM20 114V113H19ZM75 114V113H74ZM100 114V113H99ZM139 114V113H138ZM203 114H205V113H203ZM8 115V116H9ZM81 115H82V113H81ZM84 115V114H83ZM87 115V114H86ZM199 115V114H198ZM199 115V116H200ZM207 115V114H206ZM215 115V114H214ZM213 115V116H214ZM256 115V114H255ZM260 115H262V114H260ZM75 116H76V119L78 118V120H79V116L77 117V115L75 114ZM203 116V115H202ZM205 116V115H204ZM212 116V117H213ZM218 116H220V114H218ZM226 116V115H225ZM1 117V116H0ZM13 117H15L14 115H13ZM20 117H21V115H20ZM58 117H60V118H58ZM68 117V116H67ZM69 117H70V115H69ZM215 117V116H214ZM227 117V116H226ZM259 117V116H258ZM261 117V116H260ZM12 117H10V119H11ZM18 118V117H17ZM38 118V119H37ZM84 118V117H83ZM82 118V119H83ZM96 118H97V116H96ZM95 118V119H96ZM102 118V117H101ZM205 118V117H204ZM208 118H210V117H208ZM208 118H206L205 120L206 121H208L207 119ZM215 118H217V117H215ZM238 118V117H237ZM28 119V120H27ZM37 119V120H36ZM64 119L66 120V118H65V116H64ZM63 119V120H64ZM76 119H75V117H74V120H75V122H76ZM81 119V118H80ZM81 119V120H82ZM86 119V118H85ZM212 119V118H211ZM210 119V120H211ZM222 119V118H221ZM262 119V118H261ZM13 120V119H12ZM19 120H22V118L21 119H19ZM40 120V121H39ZM62 120V121H63ZM64 120V121H65ZM71 120V119H70ZM70 120H69V122H70ZM73 120V121H74ZM213 120V119H212ZM223 120H225V117H224V119H222V121ZM259 120V119H258ZM3 121V120H2ZM17 121V120H16ZM67 121V120H66ZM66 121L65 122H62V123H66ZM80 121V120H79ZM221 121V122H222ZM257 121V120H256ZM13 122H15V121H13ZM75 122H73L72 123V126H71V128H69L68 126V128H69V130H67L66 128V130H60L62 133H60L59 132V134H60V137H57L56 136V134H58L57 132L59 131L58 129H56V127H54L55 128V133H54V139H52L53 141H50L51 143H48V144H42V143H40L39 141H37V139H34V138H36V137H34L35 135L33 134V135H30V136H32V140L30 141V142H26V143H24V142H22V140H21V142L18 144H16V145H11V146H8L7 144L12 140H7L8 142L5 144V147H4V150H6L7 152H9V150H12L11 152H10V154L9 153H7L6 154V156H5V154H4V156H3V153L5 152H2V153H0V157H4L3 159H5L4 161H5V163L7 164H15V165H18L19 167H20V171H21V168H22V170H23V168L24 169H27L28 170V177L26 176V178H24L23 180H22V182H20L19 180H20V178H18V173L20 172L19 171V168H16L18 171V173L16 174V172H14V171H16V170H13V179H15V181H18V184L16 185V187H15V191H13V192H15V205L17 206V208L15 209V210H17L16 212H15V210H14V212L12 211V213L11 214H7V215H10L11 216V218H10V223L12 222H14V221H16L17 223H16V228H17V230H18V237H15V235H14V237H15V242H16V244L18 243L21 247H20V249L22 248V251H23V253H25V254H28L27 255V257H31V260L33 259L34 260V262L36 261V262H38L37 260L38 259H36V256L35 255H38V254H40L39 256H41V257H43V255L45 256V254H46V256H50L49 258L47 257L46 258V256L44 257V259H42V261L41 262H38V264H61V263H63V264H65V262H61V260H62V256H63V254L61 253L62 252V250H63V242H62V240H64L65 238V241L67 242L68 241V243H70L69 245H71V244H74V246L75 247H82V246H84L83 244H82V246H80L81 244V242H83L82 241V236H83V238H84V232H85V230H87L86 228L88 227V226H86L85 224H87V222H86V217H84V215L81 213V210L83 209V211H84V213H87L86 211H88V206H89V208L90 209H92V210H94L95 211V209H96V211H97V213L98 214H101V216H104V218H106V221L104 222V223H106V228L107 229H109V231L111 230V231H114L113 233H117V232H121V231H116L115 232V230H114V228H116L117 229V226L115 227V224L117 223L116 221H115V217H117V216H120L122 219H127V220H129V219H131V218H133L138 212H140V210H141V208H142V206H143V203L144 202H142V204L140 203V205L138 206L137 205V203H139L140 202V200L141 199H138V201H136V202H133L132 200H130V201H126V202H124L123 201V198H121V195H122V193L123 192H121V190L120 189H117L118 187H121L123 184H125V179L124 178H122L123 177V175H122V177H120L119 175H116L115 174V172L113 171V169H111V170H109V171H105V169L103 170V168L104 167H102V166H105L103 163H102V160H101V158H100V156H99V154H97V153H95L94 151H95V149L96 148H94V147H92L93 145H91L89 142H87V141H90L89 139H88V137H87V135H89V134H87V132H88V130H91L88 126L86 127V128H88L87 129V132L85 131V129L86 128H83L82 130H81V128H80V130L78 131L77 130V126L79 125V123L77 122V124H75ZM80 122H82V121H80ZM208 122H210V121H208ZM214 122H215V125H216V120H214ZM219 122V121H218ZM226 122V121H225ZM232 122V121H231ZM262 122V121H261ZM264 122V121H263ZM12 123V122H11ZM44 123V122H43ZM58 123V122H57ZM68 123V122H67ZM67 123L66 124H64V125H67ZM211 123V122H210ZM18 124V123H17ZM60 125H61V123H59ZM71 124V123H70ZM84 124V125H85ZM213 124V123H212ZM219 124H221V123H219ZM256 124V123H255ZM258 124H260V122L258 123ZM258 124H256V126H259ZM261 124H264V123H261ZM260 124V125H261ZM13 125V124H12ZM16 125V124H15ZM28 125V124H27ZM26 124H25V126H27ZM37 125V126H36ZM53 125V124H52ZM64 125L62 126L61 125V127H63L64 128ZM24 126V127H25ZM34 126H36V127H34ZM80 126V125H79ZM4 127V126H3ZM45 127V126H44ZM61 127H60V129H61ZM81 127V126H80ZM85 127V126H84ZM92 127V126H91ZM217 127H219V125L217 126ZM217 127H216V130H217ZM220 127H221V125H220ZM250 127V126H249ZM264 127V126H263ZM14 128H15V126H14ZM58 128H59V126H58ZM79 128V127H78ZM92 128V129H93ZM224 128V127H223ZM226 128H228V130H229V125H228V127H226ZM226 128H224L225 129V131H226ZM258 128V127H257ZM9 129V128H8ZM12 129V128H11ZM126 129V128H125ZM244 129V128H243ZM251 128H249L247 131H249ZM20 130V129H19ZM18 130V131H19ZM100 130V129H99ZM221 130H223L222 128H218V131H221ZM231 130V129H230ZM229 130V131H230ZM252 130V129H251ZM254 130V129H253ZM260 130V129H259ZM258 130V131H259ZM263 130V129H262ZM17 131V130H16ZM123 131H124V128H123ZM233 132H234V130H232ZM8 132V131H7ZM20 132V131H19ZM54 132V131H53ZM101 132V131H100ZM117 132H115V133H117ZM222 133L224 132V131H221ZM231 132V131H230ZM233 132H232V134H233ZM252 132V131H251ZM2 133V132H1ZM14 133V132H13ZM89 133V132H88ZM99 133V132H98ZM105 133V132H104ZM219 133V132H218ZM246 133V132H245ZM253 133V132H252ZM256 133V132H255ZM16 134H18L17 132H16ZM24 134V133H23ZM28 134V133H27ZM225 133H223V135H224ZM235 134H236V132H235ZM257 134V133H256ZM37 135V134H36ZM53 135V134H52ZM103 135V134H102ZM107 135H109L108 133H107ZM221 135V134H220ZM2 136H5V135H2ZM13 136V135H12ZM16 137H17V135H15ZM24 136V135H23ZM30 136H28V137H30ZM46 136V135H45ZM222 136V135H221ZM235 136V135H234ZM250 136H251V133H250ZM256 136V135H255ZM259 136V135H258ZM27 137V136H26ZM38 137V136H37ZM56 137H57V139H56ZM118 137V136H117ZM230 137H231V135H230ZM236 137H238L237 136V134H236ZM240 137V136H239ZM243 137V136H242ZM22 138V137H21ZM90 138V137H89ZM223 138V137H222ZM221 138V139H222ZM225 138H229V136L228 135H226V137H225V135H224V140H225ZM235 138V137H234ZM257 138V137H256ZM14 139H15V137H14ZM19 139V138H18ZM50 139V140H51ZM91 139V138H90ZM241 137H240V141H241ZM244 139V138H243ZM247 139V138H246ZM251 139H253V140H255L254 139V137H252ZM93 140V139H92ZM117 140V139H116ZM224 140H222V141H224ZM250 139H248V141H249ZM260 140V139H259ZM17 141V140H16ZM26 141V140H25ZM63 141V143H64V145L67 147V150H68V148H70L71 147V150L70 151H72V148L75 146V148L74 149H76V148H78V147H80L81 148V150H82V152L80 153L81 155H79V156H82V159H80V160H82V165H84V166H82L83 167V169L85 170V168H87V171L89 170V172H91L90 173V179L92 180V181H96V184H95V189L93 188V191H91L92 190V188H90L91 190L89 191V188H88V192L90 193V192H92V194L90 193V194H88L86 191L87 190H85L86 188L85 187H83V189H81V192H78V194H79V197H78V200H76V203H77V205L79 206V205H81V210L79 211L78 209L77 210H68L67 209V207L65 206V202H67V201H65V202H63V200L61 199V192H62V189L63 188H61V186L63 185L64 186V184H60V181L58 182H55V180H54V177H55V171H57V172H61L62 173V171H64L65 170V168L67 167H65L64 168V170L62 169V166H63V164H62V162H61V160H62V156H60V155H58V156H60V157H57L56 158V160H55V150L57 149V146L58 145H60V143ZM104 141V140H103ZM111 141V140H110ZM226 141H228V140H226ZM231 141H232V143H233V140H232V137H231ZM230 141V142H231ZM12 142H13V140H12ZM11 142V143H12ZM15 142V141H14ZM13 142V143H14ZM86 142H87V144H86ZM237 142V141H236ZM243 142V141H242ZM259 142V141H258ZM2 143V142H1ZM1 143H0V145H1ZM5 143V142H4ZM62 143V144H63ZM89 143V144H88ZM226 143H228V142H226ZM226 143H223V144H226ZM232 143H230L231 144V147L233 146L232 145ZM239 143V142H238ZM78 144V147H76V145ZM234 144H237V143H235L234 142ZM45 145V146H44ZM51 145V146H50ZM63 145V146H64ZM228 145H229V143L228 144H226L225 145V148L226 147H228ZM241 145V144H240ZM88 146L90 147V148H88ZM0 147H2V146H0ZM2 147V148H3ZM6 147H12L11 149H9V150H7L6 149ZM45 147H49V148H45ZM230 147V149H229V152H231L230 150L232 149ZM234 147H236V146H233V148ZM256 147V146H255ZM264 147V146H263ZM60 148V147H59ZM239 148V147H238ZM238 148H236V149H238ZM257 148V147H256ZM65 149V148H64ZM240 149H241V147H240ZM245 149V148H244ZM2 150V149H1ZM59 150V149H58ZM61 150V149H60ZM67 150H65V151H67ZM80 150V149H79ZM100 150V149H99ZM234 151L233 152H235L236 150L235 149H233ZM242 150V149H241ZM240 150V151H241ZM254 150V149H253ZM243 151V150H242ZM60 152H62V150L60 151ZM59 152V154H61ZM78 152V151H77ZM80 152V151H79ZM78 152V153H79ZM83 152H85L84 154H82ZM232 152V153H233ZM237 152H239V151H237ZM236 152V153H237ZM244 152V151H243ZM242 152V153H243ZM57 153V152H56ZM73 153H74V151H73ZM73 153L71 154V155H73ZM77 153V154H78ZM97 154V156H92L93 154ZM231 153V154H232ZM242 153H237V154H241L242 155ZM9 154V155H8ZM69 154V153H68ZM87 154V155H86ZM65 155H67V154H64V156ZM234 155V154H233ZM246 155V154H245ZM68 156H70V155H68ZM75 156V155H74ZM74 156H72V157H74ZM78 156V155H77ZM76 156V157H77ZM78 156V157H79ZM87 156V157H86ZM111 156V155H110ZM238 156H240V155H238ZM113 157V156H112ZM246 157L248 158V156L246 155ZM245 157V158H246ZM2 158H0L1 160H2ZM67 158V157H66ZM65 158V159H66ZM71 158V157H70ZM237 158V157H236ZM69 159V158H68ZM73 159V158H72ZM76 159V158H75ZM79 159V158H78ZM71 160V159H70ZM79 160V161H80ZM111 160V159H110ZM113 160H114V158H113ZM116 160V159H115ZM246 160V159H245ZM3 161V162H4ZM66 161V160H65ZM65 161H63V163L65 162ZM69 161V160H68ZM117 161V160H116ZM248 161V160H247ZM70 162H73V161H70ZM230 162V161H229ZM0 163H1V161H0ZM68 163V162H67ZM66 163V164H67ZM75 163H77L78 164V162L76 161ZM74 163V164H75ZM126 163V162H125ZM65 164V163H64ZM65 164V165H66ZM81 163H79L78 165H80ZM113 164V163H112ZM116 164V163H115ZM115 164H114V166H115ZM117 164H119V163H117ZM122 164H123V162H122ZM127 164V163H126ZM125 164V165H126ZM231 164V163H230ZM250 164V163H249ZM1 165V164H0ZM3 165H5V164H3ZM107 165H109V164H107ZM124 165V164H123ZM246 165V164H245ZM245 165H243V166H245ZM2 166V165H1ZM69 166V165H68ZM117 166V165H116ZM115 166V167H116ZM119 166H120V164H119ZM118 166V167H119ZM130 166V165H129ZM239 166V165H238ZM248 166V165H247ZM250 166H251V164H250ZM255 166V165H254ZM9 168H10V165L8 166ZM8 167H6V168H8ZM17 167V166H16ZM64 167V166H63ZM71 167H72V163H71ZM70 167V168H71ZM121 167V166H120ZM257 167V166H256ZM1 168V167H0ZM5 168V167H4ZM9 168H8V170H9ZM69 168V169H70ZM75 168V167H74ZM76 168H78L79 169V167H76ZM112 168V167H111ZM124 168V170H128L129 169V167H127L126 169H125V167H123ZM230 168V167H229ZM229 168H228V170H229ZM234 168V167H233ZM238 168V167H237ZM240 168V167H239ZM244 168V167H243ZM242 168V169H243ZM245 168H247V167H245ZM251 168H252V166H251ZM11 169V168H10ZM248 169H249V167H248ZM2 170H4L3 168H2ZM6 170V169H5ZM7 170V171H8ZM74 170V169H73ZM72 170V171H73ZM120 170H121V168H120ZM251 170V169H250ZM7 171H3L4 173H7ZM12 171V170H11ZM25 170H23V172H24ZM71 171V170H70ZM133 171H135V170H133ZM248 171V170H247ZM22 172V173H23ZM75 172V171H74ZM119 172V171H118ZM127 171H125V173H126ZM136 172V171H135ZM0 173H2L1 172V169H0ZM12 173V172H11ZM60 173V174H61ZM64 173V172H63ZM65 173H67V172H65ZM70 173V172H69ZM120 173H122V172H120ZM7 174H9V172L7 173ZM73 174V173H72ZM75 175H76V173H74ZM88 174V173H87ZM4 175V174H3ZM6 175V174H5ZM19 175H20V173H19ZM65 174H63V176H64ZM89 175V174H88ZM252 175V174H251ZM9 176V175H8ZM7 175H6V178L8 177ZM21 176H23V175H21ZM21 176H19V177H21ZM57 176H58V173H57ZM62 176V175H61ZM66 176V175H65ZM74 176V175H73ZM81 176V175H80ZM67 177V176H66ZM71 177V176H70ZM85 177H87V175L85 176ZM85 177H84V179H85ZM139 177V176H138ZM64 178V177H63ZM81 178V177H80ZM79 178V179H80ZM88 178H89V176H88ZM1 179H3V180H5L4 178H0V180ZM9 179V178H8ZM3 180H1V181H3ZM81 180V179H80ZM86 180H87V178L85 179V183H86ZM91 180H89V182H91ZM127 180V179H126ZM7 181V180H6ZM63 181V180H62ZM139 181V180H138ZM142 181H144V180H142ZM5 182V181H4ZM84 181H81V183H82V185L84 184L85 185V183H83ZM129 182V181H128ZM127 182V183H128ZM133 183H134V181H132ZM242 182V181H241ZM16 183V182H15ZM56 183V184H55ZM61 185H59V184ZM63 183H65L64 181H63ZM66 183H67V181H66ZM74 183H76V182H74ZM94 183V182H93ZM11 184V183H10ZM69 184H70V182H69ZM81 185V184H80ZM241 185V184H240ZM5 186V184H3V188H5L4 187ZM139 186V185H138ZM14 187V186H13ZM66 187V186H65ZM82 187V186H81ZM87 187V186H86ZM8 188H9V186H8ZM80 188V187H79ZM78 188V189H79ZM1 190H2V187L0 188ZM66 189V188H65ZM13 190V189H12ZM136 190V189H135ZM7 190L5 189V192L4 191H2V193H4V195L7 193L6 192ZM12 192V193H13ZM65 192V191H64ZM87 194H86V193ZM1 193V192H0ZM10 193V192H9ZM137 193V192H136ZM135 193V194H136ZM14 194V193H13ZM86 196H85V195ZM246 194V193H245ZM245 194H244V197H245ZM1 195V194H0ZM3 194L1 195L2 197L4 196ZM7 195V194H6ZM10 195V194H9ZM8 195V196H9ZM76 195V194H75ZM92 195V196H91ZM129 195V194H128ZM138 195V194H137ZM136 195V196H137ZM247 195V194H246ZM69 196V195H68ZM89 198H88V197ZM132 196V195H131ZM5 197V196H4ZM73 197H75L74 195H73ZM73 197H71V200H73L72 198ZM77 197V196H76ZM134 197V196H133ZM250 197V196H249ZM8 198V197H7ZM243 198V197H242ZM69 199V198H68ZM124 199H126V197L124 196ZM132 199V198H131ZM136 199V198H135ZM135 199H133V200H135ZM143 199V198H142ZM240 200H244L245 201V199H247V202H248V198H247V196H246V198H243V199H241V198H239ZM253 199V198H252ZM249 200H250V198H249ZM3 201V200H2ZM7 201H8V199H7ZM62 201V202H61ZM251 201V200H250ZM68 202H70V200L68 201ZM72 202V201H71ZM75 202V201H74ZM74 202H72V205H73V203ZM246 202V201H245ZM244 202V203H245ZM7 203V202H6ZM11 203V202H10ZM127 203H131V204H129V205H127ZM240 203H241V201H240ZM243 203V202H242ZM241 203V204H242ZM250 203V202H249ZM12 204V203H11ZM67 204V203H66ZM70 205H68L69 206V208L70 207H72V205H71V203H69ZM138 206V208H137V206ZM246 204V206H249V204L248 203H245ZM248 204V205H247ZM251 205V204H250ZM10 206V205H9ZM14 206V205H13ZM64 206L66 207V209L64 208ZM74 206L75 205H73V209H74ZM134 206H136V208L134 207ZM245 206V205H244ZM144 207V206H143ZM252 207V206H251ZM8 208V207H7ZM10 208V207H9ZM76 208H77V206H76ZM75 208V209H76ZM80 208V207H79ZM86 208H87V210H86ZM71 209V208H70ZM246 211H247V208L245 207L244 208ZM249 209V208H248ZM9 210V209H8ZM9 212V211H8ZM103 212V213H102ZM142 212V211H141ZM98 214L96 215V216H98ZM88 214H86V216H87ZM3 216V215H2ZM90 216H91V213H90ZM106 216V217H105ZM1 218V217H0ZM4 218H5V216H4ZM8 218V217H7ZM14 218H16V220H13ZM115 218V219H114ZM121 218H120V220H121ZM118 219V218H117ZM99 220V219H98ZM9 221V220H8ZM118 221V220H117ZM131 221V220H130ZM130 221H128V224L130 225ZM132 221H133V219H132ZM121 222V221H120ZM119 222V223H120ZM1 223V222H0ZM15 223V222H14ZM89 223V222H88ZM91 223V222H90ZM123 223V222H122ZM121 223V224H122ZM132 223V222H131ZM127 224V223H126ZM13 225H15V224H13ZM90 225V224H89ZM86 226V227H85ZM94 226V225H93ZM96 227V226H95ZM95 227H94V230H95ZM119 227V226H118ZM123 227V226H122ZM121 227V228H122ZM125 227V226H124ZM128 227V226H127ZM126 228V227H125ZM93 229V228H92ZM14 230V229H13ZM122 230H123V228H122ZM127 230H128V228H127ZM127 230H126V233H127ZM99 231V230H98ZM108 231V230H107ZM94 232V231H93ZM92 232V233H93ZM96 232H97V230H96ZM98 233V232H97ZM100 233V232H99ZM109 233V232H108ZM106 234V233H105ZM125 234V233H124ZM127 235V234H126ZM63 238L64 237V239H62L60 242H62V245H61V243H60V245L61 246H59V239L60 238ZM113 237V236H112ZM117 237V236H116ZM95 239H97L96 238V236L94 237ZM122 238H123V235H122ZM4 239V238H3ZM76 239V240H75ZM197 239V238H196ZM1 240V239H0ZM7 240V239H6ZM2 241V240H1ZM1 241H0V243H1ZM58 241V242H57ZM65 241H64V243H65ZM98 241V240H97ZM121 241V240H120ZM10 242V241H9ZM95 242H96V240H95ZM98 243V242H97ZM196 243H197V241H196ZM18 244L16 245V246H18ZM58 244V245H57ZM119 244V243H118ZM33 245H35V247L37 248V249H34L35 247H33ZM60 247V249H59V247ZM67 246V245H66ZM86 246V245H85ZM85 246L84 247H82V248H85ZM112 246V245H111ZM71 247H72V249L74 248L73 246H70V250H71ZM9 245H7V244H5V242L3 243V244H1L0 245V264H2V259L3 258H1L2 257V254L5 252V251H7V250H9ZM66 248V247H65ZM81 248V249H82ZM26 250V252H25V250ZM80 249V250H81ZM15 250V249H14ZM78 250V249H77ZM83 250V249H82ZM10 251V250H9ZM8 251V252H9ZM73 251V250H72ZM76 251V250H75ZM84 251V250H83ZM179 251V250H178ZM14 252V251H13ZM12 252V253H13ZM77 252V251H76ZM79 252H81V251H79ZM59 253H60V255H59ZM81 253H83V252H81ZM17 254V253H16ZM20 254V253H19ZM24 254V255H25ZM77 254V253H76ZM84 254V253H83ZM195 254V253H194ZM23 255V254H22ZM59 255V256H58ZM78 255V259H80L81 258V260H82V257H80L79 255L80 254H77ZM72 256H74V255H72ZM21 257V256H20ZM64 257V256H63ZM74 257H76V256H74ZM73 257V258H74ZM80 257V258H79ZM11 258V257H10ZM15 258V257H14ZM22 258V257H21ZM20 259V258H19ZM78 259H75V261L78 263ZM4 260V259H3ZM10 260V259H9ZM18 260V259H17ZM17 260H15V261H17ZM23 260V259H22ZM65 260H66V257H65ZM64 260V261H65ZM68 260H69V258H68ZM72 260V259H71ZM30 261V260H29ZM67 261V260H66ZM70 261V260H69ZM75 261H73V262H75ZM105 261V260H104ZM30 262H32V261H30ZM33 262V263H34ZM73 262H72V264H73ZM75 262V263H76ZM21 263H22V261H21ZM66 263H69L68 261L66 262ZM76 263V264H77ZM80 263V262H79ZM78 263V264H79ZM4 264V263H3ZM9 264V263H8ZM12 264V263H11ZM15 264H20L19 262H15ZM34 264H37V263H34ZM176 264V263H175Z\"/></svg>", "mask_w": 264, "mask_h": 264}, {"label": "clouds", "instance_id": "clouds-1", "mask_svg": "<svg viewBox=\"0 0 264 264\" xmlns=\"http://www.w3.org/2000/svg\"><path fill=\"white\" fill-rule=\"evenodd\" d=\"M224 5L218 4L216 0H205L204 6L202 8H196L195 11L203 12L205 15H211L223 10ZM170 83L172 85L179 84L180 82H185L190 89L192 86L191 78L185 77L183 74H179L178 76H169Z\"/></svg>", "mask_w": 264, "mask_h": 264}]
</instances>
